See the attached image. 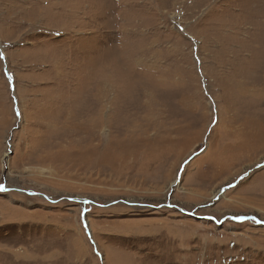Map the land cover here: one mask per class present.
Instances as JSON below:
<instances>
[{
  "label": "rangeland",
  "instance_id": "rangeland-1",
  "mask_svg": "<svg viewBox=\"0 0 264 264\" xmlns=\"http://www.w3.org/2000/svg\"><path fill=\"white\" fill-rule=\"evenodd\" d=\"M0 264H264V0H0Z\"/></svg>",
  "mask_w": 264,
  "mask_h": 264
},
{
  "label": "snow or ice",
  "instance_id": "snow-or-ice-1",
  "mask_svg": "<svg viewBox=\"0 0 264 264\" xmlns=\"http://www.w3.org/2000/svg\"><path fill=\"white\" fill-rule=\"evenodd\" d=\"M0 190H2V189H0Z\"/></svg>",
  "mask_w": 264,
  "mask_h": 264
}]
</instances>
